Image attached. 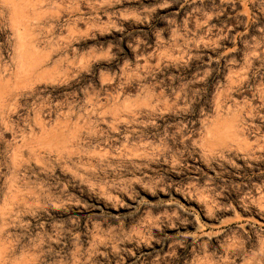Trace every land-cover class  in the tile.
I'll return each instance as SVG.
<instances>
[{
	"label": "rangeland",
	"instance_id": "rangeland-1",
	"mask_svg": "<svg viewBox=\"0 0 264 264\" xmlns=\"http://www.w3.org/2000/svg\"><path fill=\"white\" fill-rule=\"evenodd\" d=\"M0 264H264V0H0Z\"/></svg>",
	"mask_w": 264,
	"mask_h": 264
},
{
	"label": "bare ground",
	"instance_id": "bare-ground-1",
	"mask_svg": "<svg viewBox=\"0 0 264 264\" xmlns=\"http://www.w3.org/2000/svg\"><path fill=\"white\" fill-rule=\"evenodd\" d=\"M17 30H18V28H17ZM18 33V32H17ZM20 35V34H19ZM20 39V38H19ZM19 44V43H18Z\"/></svg>",
	"mask_w": 264,
	"mask_h": 264
}]
</instances>
